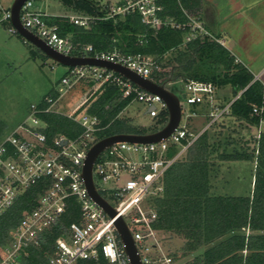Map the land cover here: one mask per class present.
Returning a JSON list of instances; mask_svg holds the SVG:
<instances>
[{"label":"built area","instance_id":"2783aa9c","mask_svg":"<svg viewBox=\"0 0 264 264\" xmlns=\"http://www.w3.org/2000/svg\"><path fill=\"white\" fill-rule=\"evenodd\" d=\"M36 1L41 0L24 2L20 12L22 24L56 51L109 60L153 79V72L158 69L153 57L124 54L118 50L94 52L91 44L78 49L68 37L60 34L58 25L52 23L55 16L37 8ZM105 10L103 17L82 14L69 16V19L74 24L90 28L96 20H116L137 11L141 21L154 29L167 25L178 29L188 28L185 43L209 37L224 44L198 16L186 9H183L188 18L185 23L161 15L163 6L158 0H122L105 7ZM3 20L11 22L10 9L4 11L0 21ZM10 30L17 32L13 25ZM61 81L68 90L82 81L95 83V87L84 103L68 114L56 108L62 94L57 97L45 96L43 107L40 103L32 104L30 116L0 140V218L27 191L37 188L30 207L23 211L10 231L7 243L0 250V264H26L30 249L41 248L48 242L49 234L55 231L59 233L54 239L52 252L46 254L47 264H76L82 259H98L101 254L109 264H130L115 225L118 217L124 218L132 232L143 264H176L175 259L162 250L156 237L159 230L154 227L158 218L155 199L164 192L167 171L206 129L230 112L232 102L244 90L235 92L237 94L226 105L219 107L214 102L217 87L213 83L193 79L179 81V84L185 85L183 92L186 97L183 99L187 104L208 101L212 106L211 121L201 132L189 130L181 119L175 131L164 140L146 144L121 141L101 152L93 165V180L97 191L115 209L117 215L112 217L92 198L83 178L87 154L102 139L100 135L108 127L102 124L97 115L89 113L88 107L95 100L97 92L108 84L119 87L122 99L133 96L132 102L146 103L152 117H157L163 109H167V105L161 96L142 89L105 67L68 66V74ZM157 103H161L162 109ZM181 105L182 118L184 113L185 117L196 115L193 110L184 111L182 101ZM81 108L84 113L76 115L75 112ZM51 112L72 118L82 127L81 133L75 137L64 133L50 137L46 132L48 122L40 114ZM253 114L260 118L257 126L260 137L264 127V106L254 105ZM170 151L173 152L169 154ZM73 203L78 205L79 217L66 224L65 216Z\"/></svg>","mask_w":264,"mask_h":264},{"label":"trees","instance_id":"16d2710c","mask_svg":"<svg viewBox=\"0 0 264 264\" xmlns=\"http://www.w3.org/2000/svg\"><path fill=\"white\" fill-rule=\"evenodd\" d=\"M64 1L89 15L103 17L106 14L105 7L94 0ZM199 2L158 0L163 6L161 15L181 23L188 21L183 9L193 11ZM51 21L58 25L60 34L68 37L78 49L91 44L94 52L118 50L124 54L153 57L160 67L153 72V79L166 83L167 87L171 82L193 79L211 82L217 88L230 85L235 92L244 90L232 102L227 115L240 123L258 126L260 118L253 114V106H264V86L216 40L205 37L185 43L188 28L167 25L154 29L141 21L137 11L116 20H96L90 28L74 24L64 16L53 17ZM120 94L119 87L108 84L88 107L89 113L97 115L103 125H108L101 138L116 133H147L131 127H119L125 119L118 116L133 99L130 96L119 100ZM43 99L39 102L41 107L45 105ZM40 116L48 122L46 132L50 137L60 133L75 137L82 131L76 121L63 114L51 112ZM155 118L158 123H167L168 109H163ZM208 131L206 129L198 137L185 153V158L184 154L167 171L164 192L155 199L158 218L154 227L182 237L185 240L181 249L183 255L198 252L188 264H264V133L251 149L242 146L229 149L236 142L231 136L216 140ZM2 133L0 123V136ZM228 160L256 162L254 185L249 195L217 192L213 179L219 172V161ZM35 191L37 188L27 191L0 218V250L23 211L30 207ZM78 211V205H70L65 216L66 224L78 219ZM58 233L49 234L48 242L41 248L30 249L26 264H47L46 254L52 252ZM76 264L109 263L101 254L98 259H82Z\"/></svg>","mask_w":264,"mask_h":264},{"label":"rangeland","instance_id":"374dc122","mask_svg":"<svg viewBox=\"0 0 264 264\" xmlns=\"http://www.w3.org/2000/svg\"><path fill=\"white\" fill-rule=\"evenodd\" d=\"M14 1L0 0V20L3 18L4 11L10 9ZM94 1L102 7H109L117 4L120 0ZM35 5L55 17L69 18L72 15L87 14L75 7L74 4L66 3L64 0H41L36 1ZM189 13L194 14L192 11ZM11 27L10 21H0V123L3 130L0 140L12 133L20 123L28 118L31 105L38 104L45 96L55 93L56 95L53 96L57 97L62 94L56 108L68 114L79 104L84 103L95 87V83L82 81L68 90L61 81L63 76L68 74V66L53 60L18 32L11 31ZM158 69H160L159 66ZM168 87L180 96L183 93L179 83ZM218 89L217 97L219 96L220 102L218 101L219 104L217 102L216 105L221 107L233 98L234 90L230 85ZM99 94L100 92H97L95 97L97 98ZM224 98H226V102H224ZM119 100H121V95ZM181 101L184 111H190L193 105L187 104L183 98ZM157 105L159 109H162L161 103H157ZM209 111L210 109H208ZM75 113L78 115L84 113V110L81 108ZM185 116L184 113L182 123L193 132L198 131L208 121H211V117L207 116ZM118 117L125 119V123L119 127L124 129L131 127L141 132H154L166 124L158 123L156 118L148 112V105L139 101L129 104ZM227 117L226 114V118L222 122H216L215 126L208 131L210 136L216 140L231 136L236 142L229 146V149L233 146L253 148L255 141L259 138V130L246 128L247 125L244 122H236ZM172 152L170 151L169 154ZM185 157L186 154L183 158ZM219 167V172L213 179L218 193L233 195H249L251 193L254 185L255 161H219ZM132 228L135 230V227L132 226ZM156 237L162 250L171 255L176 264H188L198 254L197 252L196 254L183 255L181 249L185 240L177 234L159 231Z\"/></svg>","mask_w":264,"mask_h":264},{"label":"water","instance_id":"95a60500","mask_svg":"<svg viewBox=\"0 0 264 264\" xmlns=\"http://www.w3.org/2000/svg\"><path fill=\"white\" fill-rule=\"evenodd\" d=\"M25 1L27 0H15L12 4L10 8L12 25L20 35H22L28 41L41 49L53 60L66 66L96 65L113 70L131 80L142 89L161 96V98L167 105L169 119L167 123L159 130L150 133H116L113 135H109L100 139L87 154L85 165L83 167V178L85 180L86 187L92 198L100 206H102L109 215L115 217L117 215L115 209L104 197H102V195L97 191L94 184L93 165L96 159L107 147L117 142L127 141L132 143L146 144L159 142L168 138L181 122V98H185L186 94L183 92L180 96L175 91L168 88L166 83H161L150 78H145L119 63L91 56L66 55L56 51L38 35L24 27V25L22 24L20 12ZM184 87V83H181V90H183ZM115 225L117 227L120 239L124 245L125 251L129 256L130 264H143L138 253L137 245L133 238L132 232L130 231L124 218L118 217L115 221Z\"/></svg>","mask_w":264,"mask_h":264},{"label":"crops","instance_id":"0c3cea01","mask_svg":"<svg viewBox=\"0 0 264 264\" xmlns=\"http://www.w3.org/2000/svg\"><path fill=\"white\" fill-rule=\"evenodd\" d=\"M192 12L204 22L210 32L224 42L223 45L231 54L264 86V0H200L198 7ZM173 84L176 83L171 82L169 85ZM218 91L217 88L215 105L220 102L219 96L217 97ZM190 110L196 113L195 116L210 117L212 106L205 101L193 105ZM228 117L232 118L229 115ZM225 118L226 115L216 122H222ZM209 122L194 132H201ZM216 122L208 130L212 129ZM244 123L247 125L246 128L258 130L257 126Z\"/></svg>","mask_w":264,"mask_h":264}]
</instances>
